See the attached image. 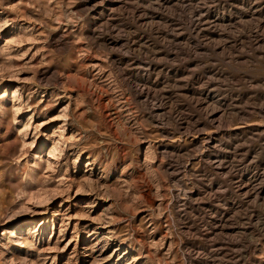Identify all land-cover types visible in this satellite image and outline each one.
<instances>
[{
  "label": "rangeland",
  "instance_id": "374dc122",
  "mask_svg": "<svg viewBox=\"0 0 264 264\" xmlns=\"http://www.w3.org/2000/svg\"><path fill=\"white\" fill-rule=\"evenodd\" d=\"M0 264H264V0H0Z\"/></svg>",
  "mask_w": 264,
  "mask_h": 264
},
{
  "label": "bare ground",
  "instance_id": "6f19581e",
  "mask_svg": "<svg viewBox=\"0 0 264 264\" xmlns=\"http://www.w3.org/2000/svg\"><path fill=\"white\" fill-rule=\"evenodd\" d=\"M187 134V133H186Z\"/></svg>",
  "mask_w": 264,
  "mask_h": 264
}]
</instances>
